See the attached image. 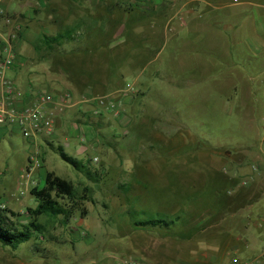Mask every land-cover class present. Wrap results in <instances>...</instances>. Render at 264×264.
<instances>
[{
	"label": "crops",
	"instance_id": "crops-1",
	"mask_svg": "<svg viewBox=\"0 0 264 264\" xmlns=\"http://www.w3.org/2000/svg\"><path fill=\"white\" fill-rule=\"evenodd\" d=\"M65 32L69 39L53 42L49 49L44 36L55 37ZM117 37L121 42L115 40ZM3 40H9L15 51V64L6 70L5 77L21 93L13 97L17 109L32 101L33 95L40 90L38 87L47 91H63L35 77L32 72L29 73L30 80L24 78L21 68L26 74L28 66L25 65V57L17 54V49L47 53L65 50L72 66L88 67L91 63L89 67L103 69V72H95L94 76L83 74L75 81L67 82L66 90L71 91L78 102L56 115L54 138L39 141L46 173H56L58 149L78 161L91 149L102 152L107 161L111 146L103 139L107 138L109 131L115 134L121 127L128 130L132 119L128 109L138 115L135 107L143 105L147 97L141 96V92L145 94L152 82L147 79V75L153 76L152 71H147L150 66L156 65L154 74L159 71L167 78L163 82L168 90H176L172 84H180L186 91L189 87H184V84H195L198 90L206 84H216L219 92V83H229L228 97L223 99L227 101L223 111H237L238 115L249 116L250 126L246 130L253 131L256 136L240 140L238 146L243 149L231 152L227 160L221 162L217 157L214 161L223 166L231 163L229 166L237 170L236 176L249 179L252 184L243 187L236 184L237 187L229 194L232 198L241 197L235 205L228 202L218 208H202L200 216H194L198 220L195 236L181 228L180 239L168 234L156 238L148 235L156 241L161 239L165 248L160 253L147 254L146 259L150 264H228L233 260L264 264V0H0V58L5 55L1 51ZM67 44L72 45L66 47ZM125 44L134 49L132 54L123 56L129 61L125 66L133 61L140 69L132 75L129 84L124 82L120 72L109 75V66L106 63L101 65L98 60L103 53L107 58L115 59L118 53L109 51ZM73 53L77 56L86 53L89 60L76 59ZM167 63H179L183 68L191 67L194 71L192 74L187 71L182 82L173 81L168 75H175L174 71H164ZM129 91L134 93L119 106L123 109L121 116L111 114L110 117L105 112L99 121L89 122L84 118L83 111L92 106L84 99ZM138 91L140 93L136 96ZM173 109L178 113L177 108ZM8 134L21 137L15 126L0 125V142ZM60 138L68 141L64 147L54 144V139L59 141ZM69 140L79 144L73 155L64 149L72 145ZM27 160L28 154L26 164L19 168L16 193L10 195L8 202L2 203L4 209L14 213L22 210L20 196L31 194L33 188H41L38 170L35 174V171L31 172L19 185ZM97 162L100 163V158ZM251 165H256L261 173H253ZM255 183L259 193L251 196ZM216 196L222 199L221 194ZM150 229L146 230L160 234ZM139 249L140 245H137L136 250Z\"/></svg>",
	"mask_w": 264,
	"mask_h": 264
},
{
	"label": "rangeland",
	"instance_id": "rangeland-1",
	"mask_svg": "<svg viewBox=\"0 0 264 264\" xmlns=\"http://www.w3.org/2000/svg\"><path fill=\"white\" fill-rule=\"evenodd\" d=\"M115 40L121 42L120 37ZM71 45L67 44L66 47ZM109 52L118 53V56L111 59L103 53L102 58L98 57L99 63L109 66V75L122 73L124 82L129 84L132 75L140 69L135 67L133 61L125 66L129 61L123 56L132 54L134 49L125 44ZM17 54L26 59V70L29 72L25 74L21 68L24 78L30 80L29 73L32 72L35 77L61 90H66L67 82L75 81L80 75L91 77L97 71L103 72L101 68L89 67L91 63L88 67L72 66L65 50L47 53L17 49ZM73 55L80 60L89 58L86 53ZM166 65L164 71L173 70L175 73L168 75L173 81L182 82L187 71L191 74L194 71L191 67L183 68L179 63ZM155 67L153 65L147 69L153 72L154 77L147 75L152 82L145 94L141 92V96L147 97L143 105L135 107L138 115L135 116L128 109L132 118L128 130L121 127L115 134L109 131L107 138L103 139L111 146L106 162L102 152L91 149L81 156L80 171L63 162L58 154L55 158V174L72 183L78 194H82L83 187H88L93 203L81 202L67 223H62L61 217H39L38 221L45 226L44 232L35 233L29 241L15 249L0 246V264H111L116 257L128 254H137L146 264H150L146 259L147 254L160 253L165 245L160 242L161 239L156 241L148 235L156 238L168 234L180 239L181 228L195 236L198 220L194 216L199 217L202 208H218L224 203L235 205V202H239L241 197L232 198L230 192L236 184L243 187L252 184V181L238 178L237 170L229 166L231 163L219 165L214 158L219 157L221 162L227 160L231 152L243 149L238 146L240 140L254 138L256 134L246 130L250 126L249 116L238 115L237 111H223L227 104L223 99L228 97L229 83H219V92L216 84H206L199 90L195 84H184V87H189L187 91L180 84H172L176 90H168L169 87L163 82L166 77L159 71L154 74ZM25 84L28 85V81ZM121 93L111 95L116 97ZM133 93L129 91L127 96ZM173 108H177L178 113ZM106 114L110 117L113 115ZM65 142L68 141L54 139V144L63 147ZM70 142L72 145L64 149L73 155L74 148L79 144ZM258 144L262 143L258 141ZM29 147L27 141L17 134H8L0 142V204L8 202L10 195L16 193L19 168L26 164ZM235 154L239 155L238 152ZM94 158H100V163ZM251 166L253 173H261L256 165ZM45 171V167L38 170L40 187L44 185ZM87 173L91 176L88 177ZM252 191L251 196L258 195L257 183L252 185ZM217 193L222 195V199L215 197ZM229 196L231 198H227ZM20 197L22 210L16 211V216L11 219L17 224L26 225L30 220L27 209L34 208L37 201L29 193ZM59 201L64 205L68 203L67 199ZM13 204L17 205L18 202L14 201ZM176 216L179 219H175ZM150 218L173 221V225L168 229H150L159 235L146 229L138 230L133 225L134 221ZM137 245H140L139 250H136Z\"/></svg>",
	"mask_w": 264,
	"mask_h": 264
},
{
	"label": "built area",
	"instance_id": "built-area-1",
	"mask_svg": "<svg viewBox=\"0 0 264 264\" xmlns=\"http://www.w3.org/2000/svg\"><path fill=\"white\" fill-rule=\"evenodd\" d=\"M1 51L5 54L0 58V125L15 126L21 137L30 145L26 169L20 175V183L29 177L30 173L43 167V150L39 141L52 139L55 135L56 115L64 113L77 104V100L69 90L59 92L39 90L32 101L20 109L14 107L13 97L20 95L14 83L5 77L6 70L14 66L15 51L9 40H3ZM127 92H122L117 98L112 95L84 99L92 106L83 111L84 118L89 121L102 119V111L112 113L115 117L122 115L120 105L124 103ZM97 161V159H95ZM0 208H4L0 204ZM111 264H146L137 254L116 257ZM228 264H245L233 260Z\"/></svg>",
	"mask_w": 264,
	"mask_h": 264
},
{
	"label": "trees",
	"instance_id": "trees-1",
	"mask_svg": "<svg viewBox=\"0 0 264 264\" xmlns=\"http://www.w3.org/2000/svg\"><path fill=\"white\" fill-rule=\"evenodd\" d=\"M45 44L51 47L53 42L63 41L69 39L67 32L59 34L55 37L44 36ZM60 158L72 166L77 171L82 169L80 161L66 155L62 149H58ZM88 177L91 175L87 173ZM37 201L34 208H28L27 214L29 222L26 225L17 224L11 218L16 216V213L0 208V246L15 249L19 244L29 241L35 233H43L45 230L44 224L38 221L41 216L48 218L61 217L62 223H67L73 216L74 212L79 209V205L83 201L93 200L90 198V189L83 187L82 194L76 192L75 186L61 179L54 172H47L44 175V185L41 188H33L30 191ZM60 199H67L66 205L60 203ZM7 213L9 215H7ZM175 219H179L176 216ZM133 225L138 228H169L173 225V221H164L161 219H146L134 221Z\"/></svg>",
	"mask_w": 264,
	"mask_h": 264
}]
</instances>
